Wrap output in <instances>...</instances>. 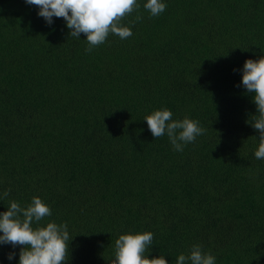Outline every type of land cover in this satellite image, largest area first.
Masks as SVG:
<instances>
[{"label": "trees", "instance_id": "16d2710c", "mask_svg": "<svg viewBox=\"0 0 264 264\" xmlns=\"http://www.w3.org/2000/svg\"><path fill=\"white\" fill-rule=\"evenodd\" d=\"M139 2L121 20L132 36L86 52L63 18L0 0V211L42 198L40 226L73 236L62 264H112L129 231H151L150 257L169 264L195 243L216 264H264V159L240 85L264 55V0H167L158 16ZM161 108L204 134L174 151L143 119ZM21 247L0 245V264Z\"/></svg>", "mask_w": 264, "mask_h": 264}, {"label": "clouds", "instance_id": "9594fccd", "mask_svg": "<svg viewBox=\"0 0 264 264\" xmlns=\"http://www.w3.org/2000/svg\"><path fill=\"white\" fill-rule=\"evenodd\" d=\"M25 3L37 6V15L47 24H53L54 17L63 18L69 35L80 38L81 33L86 34V52L103 44L109 33L122 40L132 36L131 26L121 24V20L141 6L139 0H25ZM142 7L151 16H158L166 10L167 0H143ZM240 71V85L252 94L256 106V113L247 121L259 131L254 156L264 159V55L245 59ZM172 117L171 109L161 108L143 119L154 138L167 135L174 151H183L186 144L205 132L198 120L187 116L183 119ZM9 191L0 192V200L7 197ZM51 216V207L39 196L32 197L26 206L11 200L7 209L0 211V245L9 244L13 249L22 246L17 264H62L68 259L73 236H70L67 223L49 220L43 226L39 224ZM153 235L151 231L120 234L114 242L112 264H169L165 255L150 257ZM14 256L15 252H9L7 259L11 261ZM216 259L213 253L195 243L187 254L177 256L176 264H216Z\"/></svg>", "mask_w": 264, "mask_h": 264}]
</instances>
